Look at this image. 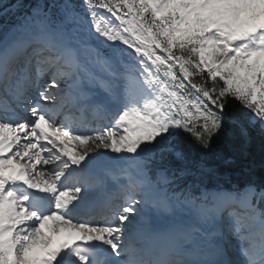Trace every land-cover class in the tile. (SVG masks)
Segmentation results:
<instances>
[{"label": "snow or ice", "instance_id": "6c2138e0", "mask_svg": "<svg viewBox=\"0 0 264 264\" xmlns=\"http://www.w3.org/2000/svg\"><path fill=\"white\" fill-rule=\"evenodd\" d=\"M253 132L264 0H37L0 37V264H264V180L204 159Z\"/></svg>", "mask_w": 264, "mask_h": 264}, {"label": "trees", "instance_id": "16d2710c", "mask_svg": "<svg viewBox=\"0 0 264 264\" xmlns=\"http://www.w3.org/2000/svg\"><path fill=\"white\" fill-rule=\"evenodd\" d=\"M216 149L223 153L231 152V157H228L242 162L244 170L250 167L254 174H250L244 179L264 180V141L257 134L252 133V139L247 144L238 137L223 139L217 142Z\"/></svg>", "mask_w": 264, "mask_h": 264}]
</instances>
